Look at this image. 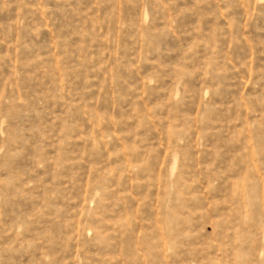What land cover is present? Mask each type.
<instances>
[{
    "label": "rangeland",
    "instance_id": "374dc122",
    "mask_svg": "<svg viewBox=\"0 0 264 264\" xmlns=\"http://www.w3.org/2000/svg\"><path fill=\"white\" fill-rule=\"evenodd\" d=\"M0 264H264V0H0Z\"/></svg>",
    "mask_w": 264,
    "mask_h": 264
}]
</instances>
